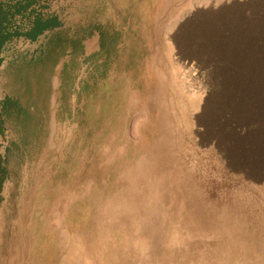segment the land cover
I'll return each instance as SVG.
<instances>
[{
	"label": "rangeland",
	"instance_id": "obj_1",
	"mask_svg": "<svg viewBox=\"0 0 264 264\" xmlns=\"http://www.w3.org/2000/svg\"><path fill=\"white\" fill-rule=\"evenodd\" d=\"M27 2L0 58L61 102L4 125L0 264H264V0Z\"/></svg>",
	"mask_w": 264,
	"mask_h": 264
},
{
	"label": "crops",
	"instance_id": "obj_2",
	"mask_svg": "<svg viewBox=\"0 0 264 264\" xmlns=\"http://www.w3.org/2000/svg\"><path fill=\"white\" fill-rule=\"evenodd\" d=\"M47 58L51 59L52 56L50 51L44 50L32 61L37 62ZM0 61V121H57L61 95H58L56 85L48 87L47 92L39 87L14 86L13 79L8 78L14 76V71L10 67L16 65V59L0 58ZM4 110H7L6 113ZM3 187L4 184L0 191V203L4 205L6 199Z\"/></svg>",
	"mask_w": 264,
	"mask_h": 264
},
{
	"label": "trees",
	"instance_id": "obj_3",
	"mask_svg": "<svg viewBox=\"0 0 264 264\" xmlns=\"http://www.w3.org/2000/svg\"><path fill=\"white\" fill-rule=\"evenodd\" d=\"M31 3L27 2L25 7L21 5L16 6V12L12 13L10 7H3L0 4V53L4 44L11 38L25 37L29 40H35L39 36L43 35L45 32H53L55 29L61 27V22L56 16H44L38 13L33 21V26L30 30L25 33L21 32V28L12 21L16 15H20L22 10H25ZM100 39L102 40V46L108 45L109 36L105 35L100 31ZM111 42V41H110ZM1 62V61H0ZM5 109V108H4ZM7 110H4L6 113ZM6 121H0V136L4 132V125ZM6 159L0 156V191L4 182L8 179V172L6 168Z\"/></svg>",
	"mask_w": 264,
	"mask_h": 264
},
{
	"label": "bare ground",
	"instance_id": "obj_4",
	"mask_svg": "<svg viewBox=\"0 0 264 264\" xmlns=\"http://www.w3.org/2000/svg\"><path fill=\"white\" fill-rule=\"evenodd\" d=\"M233 44V43H232ZM231 45V44H230ZM233 46V45H232ZM236 45H234V47H235ZM233 47V48H234ZM236 49V48H235ZM239 49V48H238ZM238 49H236V50H238ZM228 55V54H227ZM235 56V55H234ZM247 56V55H246ZM228 57H232V56H228ZM242 57H244L243 55H242ZM251 57V56H250ZM231 59H233V57L231 58ZM244 59V58H243ZM248 60V59H247ZM251 60V59H250ZM238 61V60H237ZM261 62V64H264V57L262 58V60L260 61ZM264 76V75H263ZM263 78V77H262ZM256 79V78H255ZM259 80V79H258ZM255 82V81H254ZM264 84V83H263ZM258 85V84H257ZM260 85V84H259ZM258 85V86H259ZM253 88V87H252ZM256 88V87H255ZM262 88V87H261ZM264 88V87H263ZM255 91V90H254ZM257 91V90H256ZM255 91V92H256ZM252 92V91H251Z\"/></svg>",
	"mask_w": 264,
	"mask_h": 264
}]
</instances>
